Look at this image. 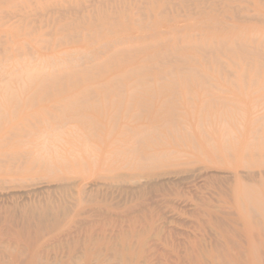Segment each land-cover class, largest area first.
Listing matches in <instances>:
<instances>
[{
    "label": "rangeland",
    "instance_id": "obj_1",
    "mask_svg": "<svg viewBox=\"0 0 264 264\" xmlns=\"http://www.w3.org/2000/svg\"><path fill=\"white\" fill-rule=\"evenodd\" d=\"M161 1L0 0V264H264V162L260 163L264 159L259 158L260 153L264 155V147L252 146L247 155L242 146L253 138L257 143L264 142L263 133L257 137L252 134L256 129L264 132V52L259 50L262 47L264 51V0ZM192 24L199 25V29L191 32L192 38L203 39L208 44L213 40L229 43L237 39L234 43L237 41L238 50L231 55L224 46L197 53L176 52L170 47L168 56L165 55L169 63L163 72L157 67L164 66L160 62L136 61L121 68L105 65L104 70L96 67L100 62L95 64V59H104L108 54L92 52L91 45L103 43L108 34L111 35L108 38L114 39L146 34L149 40L153 27L161 32L178 28L181 34L176 37L182 44L189 37L187 27ZM228 24L239 27L237 31L241 35L200 34L202 26L221 28ZM132 25L142 29L134 32ZM83 38L84 42L78 43ZM169 40L170 37L164 36L160 41ZM238 44L242 47L247 44L245 48L253 50L248 54L244 47H236ZM254 49L259 50V57L253 54ZM65 51L76 57L75 64L73 60L68 62L71 58ZM186 58L192 59L185 63V68H196V72L199 68L200 74L208 79L197 75L195 70L193 75L181 70L184 64L181 61ZM44 59L50 61L48 64H62V69L44 64ZM68 63L76 66L74 71L80 76L85 66L84 88L90 76L101 82L111 76H122L128 67L142 71L143 77L148 76V82L153 83L149 95L145 94V86H135V76L121 77V89H116L141 96L153 111L160 107L163 98H168L169 104L162 110L165 113L177 112L179 116L185 112L202 113L201 122L198 120L193 125L195 130L199 126L203 128L208 136L201 138L189 131L185 134L184 130L167 135L162 130L159 136L154 135L158 143L168 141L175 145L182 141L187 145L194 141L197 146H152L156 151H171V159L139 167L137 153L132 149L145 146H123L115 142L129 140L126 134L122 135V126L134 124L123 110L116 109L115 96L109 98L105 113L104 120L109 125L91 128L69 118L68 122L64 119L55 122L50 113H44L54 99L62 98L57 97V89L71 87V77H66L65 82L50 81L51 89L45 90L54 97L31 94L39 79L31 81L27 73L32 70L39 73L35 70L37 64L40 65L37 70L50 75L55 69L67 71L72 67L67 68ZM24 65L29 67L28 71ZM41 65L47 70L40 68ZM70 70L67 72L73 68ZM160 74L166 75L163 79L167 83L181 82L166 97L155 96L162 87L155 82ZM199 75L201 80L197 79ZM227 76L234 80L233 85L232 80L226 82ZM256 77L259 81L253 87L250 82L257 80ZM218 82L227 84L218 89ZM215 95L226 98L227 102L212 106L210 99ZM253 105H258L255 108L258 121L247 125ZM136 111L135 108L131 113ZM147 111L141 113L146 115ZM97 119L100 118L96 116ZM189 130L192 132V128ZM23 132L37 146H10L15 139L24 140ZM5 137L15 139L5 140ZM30 149L40 154L45 150V158L50 152L52 157L46 160L54 164L33 166L25 161L22 164L17 156ZM56 151L59 158L54 155ZM244 187L251 188V196L239 193Z\"/></svg>",
    "mask_w": 264,
    "mask_h": 264
},
{
    "label": "bare ground",
    "instance_id": "obj_2",
    "mask_svg": "<svg viewBox=\"0 0 264 264\" xmlns=\"http://www.w3.org/2000/svg\"><path fill=\"white\" fill-rule=\"evenodd\" d=\"M54 1V0H53ZM67 1V0H66ZM161 1V0H160ZM163 1H165V0H163ZM167 1V0H166ZM52 2V1H51ZM162 2V1H161ZM169 2V1H168ZM256 16V15H255ZM263 16V15H262ZM261 16V18H263ZM99 17H101V16H99ZM103 17V16H102ZM260 17V16H259ZM101 18H99V20H100ZM209 19V18H208ZM212 19H214V18H212ZM253 19V18H252ZM102 20V19H101ZM263 20H264V18H263ZM99 22V21H98ZM101 22V21H100ZM99 22V23H100ZM210 22V21H209ZM220 22V21H219ZM108 23V22H107ZM218 23V22H217ZM217 23H214V24H217ZM221 24H223V23H221ZM226 24V23H225ZM101 25V24H100ZM224 25V24H223ZM229 25V26H228ZM227 26H222L221 28L219 27L218 28V26L217 27H211L210 25V27L208 26V27H201V32H200V34H202V35H215V34H217V33H224V34H231V35H234V34H239V35H241V33L242 32H238L237 30L239 29V27H237V26H235V25H233V24H228ZM197 26H199V25H195V24H192L190 27H187L188 28V30L187 31H189L190 32V34L188 35L189 37H185V42H183L182 44H180V42H179V38L178 37H176V36H178V35H180L181 34V32L180 31H178L179 29L178 28H175V29H170L169 31L168 30H165L164 32H161V31H159V29H156V28H158V27H153L151 30L152 31H154V33H152L151 35H150V39L148 40V39H146L145 37H147V36H145L146 34H144V32L145 31H143V34L144 35H136V36H134V37H126V36H121L120 38H118V39H114L113 37H111V38H108L109 36H111L110 34H108V35H106L105 37L107 38V39H103L104 41H103V43H99V42H97V43H95V44H92L91 46H92V52H95L96 54H99L100 55V53H102V54H108V56L107 57H105L104 59L102 58L101 60H100V57L99 58H97V59H95V61L97 62V63H95V64H98V62H100L99 64H98V66H96L99 70H104L105 68V65H109V66H119L120 68H121V66H129V65H125V63H133V62H136V61H140V62H146V63H149V62H153V64L154 63H158V62H160L159 64H164V66L163 65H159V66H157L158 67V69L160 70L159 72H163V71H165L166 69H164V67L166 68V64L167 63H169V62H167V58H169V57H166V59H165V55L166 56H168V49H170V47H171V49H174L176 52H179V51H184V50H187V51H192V52H195V53H197V52H200V51H206V52H209V51H211V49H214L215 50V48H216V50H217V48H222L223 46L225 47V48H223V49H226V51H229L230 52V54L232 55L233 53H235V51H236V49L237 48H235V45L237 44V41H236V43H234V41L235 40H237V39H235L234 41H230L229 43H227V40H216V41H214L213 40V42H211V43H206V41H204L203 39H199V40H197V39H194V38H192V35H191V32L192 33H194V31L195 30H197V29H199ZM186 28V27H185ZM185 28H183V30L185 29ZM142 29V27L140 28V26H136V25H132V31H139V30H141ZM182 30V29H181ZM186 34H188V33H186ZM115 36H120L119 34H116ZM164 36H167L168 38L170 37V40H169V42L167 41V42H165V43H163L162 41H160ZM176 37V38H175ZM264 37V36H263ZM161 38V39H160ZM232 38V37H231ZM160 39V40H159ZM171 39H173L172 41H171ZM255 39H256V36H255ZM171 41V42H170ZM79 42H84V38H83V41L82 40H79L78 41V43ZM260 42H262V41H260ZM37 43V42H36ZM91 43V42H90ZM141 43V44H140ZM253 43H255L254 41H253ZM82 45H84V44H82ZM242 47V46H240L239 44L236 46V47ZM245 46H247V44L245 45ZM245 46H243L244 47V49L246 50L247 48H245ZM255 46V45H254ZM263 46V45H262ZM242 47V48H243ZM248 47V46H247ZM88 48H89V46H88ZM242 48H239V49H241V51L243 50L244 51V49H242ZM250 48V47H249ZM255 48V47H254ZM260 49V51L263 53L264 51H262L261 50V48L262 47H259ZM81 49V48H80ZM222 49V50H223ZM257 49H258V47H257ZM77 50V49H76ZM88 50V49H87ZM238 50V49H237ZM248 51L249 50H253V49H247ZM247 50H246V52H247ZM254 50H256V49H254ZM259 50L257 51H253L252 53L253 54H257L258 55V57H259V55H261L260 53H258L259 52ZM264 50V49H263ZM75 51V50H74ZM224 51V50H223ZM245 52V53H246ZM110 53V54H109ZM240 53V52H239ZM242 53V52H241ZM248 53V52H247ZM246 53V54H247ZM251 53V54H252ZM64 54H69V56H70V52H64ZM72 54V53H71ZM136 54H142V57H136V56H138V55H136ZM245 54V56H247ZM248 54H250V51H249V53ZM264 54V53H263ZM84 55V54H83ZM236 55V54H235ZM64 56H66V55H64ZM63 56V57H64ZM249 56V55H248ZM247 56V57H248ZM264 56V55H263ZM21 57V56H20ZM32 57V56H31ZM51 57V56H50ZM50 57H48V58H50ZM53 57V56H52ZM67 57V56H66ZM80 57V56H79ZM86 57V56H85ZM94 56H92V58H93ZM193 57V56H192ZM253 57H254V55H253ZM55 59L57 58V57H54ZM60 58H62V57H60ZM68 58V60H69V57H67ZM70 58H71V60H69L68 62H70V61H72L73 59H75L76 57H74L73 56V58H72V56H70ZM87 58V57H86ZM91 58V57H90ZM139 58H141V59H139ZM194 58V57H193ZM244 58V57H243ZM246 58V57H245ZM249 58V57H248ZM34 59V58H33ZM52 58H50V60H51ZM64 58H62V61H64L63 60ZM78 59V58H77ZM82 59V58H81ZM190 59H192V58H190ZM190 59H188V58H186V59H183L181 62H183L184 64H183V67L181 66V70L182 69H184V70H186V72L187 73H190L189 75H193V72H194V70L196 69V68H192V67H186L185 68V63H188V62H190L191 60ZM251 59H253V58H251ZM257 59V58H256ZM43 60V59H42ZM42 60H41V62H42ZM47 59H44V64L46 63V62H48L49 60H47ZM53 60V59H52ZM58 60V59H57ZM57 60H56V62H57ZM93 60V59H92ZM100 60V61H99ZM196 60H197V58H196ZM250 60V59H249ZM258 60V59H257ZM55 61V60H54ZM60 60H58V62H59ZM76 61V60H75ZM198 61V60H197ZM197 61H195V62H197ZM246 61V63H247V60H245ZM251 61V60H250ZM250 61L248 62V63H250ZM38 62V61H37ZM40 62V64H42ZM50 62V61H49ZM48 62V63H49ZM57 62V63H58ZM61 62V61H60ZM65 63H67L66 61H64ZM73 62H74V60H73ZM72 62V63H73ZM258 62H260L259 60H258ZM39 63V62H38ZM48 63H46L47 65H50L51 67H53V66H55V67H59V69L61 68V66L60 65H62V64H59V65H56V63H55V65H53L54 64V62H52V64H48ZM85 63V62H84ZM91 63V62H90ZM252 63H253V60H252ZM25 64V63H24ZM28 64V63H27ZM43 64V65H44ZM74 64H75V62H74ZM92 64V63H91ZM93 64H94V62H93ZM93 64L92 65H90V66H93ZM95 64H94V67H95ZM264 63H262V65H263ZM35 65V64H34ZM39 64H37V66H38ZM45 66V67H47V68H49L48 66ZM53 65V66H52ZM63 65H64V63H63ZM76 65H78V64H76ZM86 65V64H85ZM248 65V64H247ZM257 65H259V64H257ZM32 67H33V65H31ZM37 66H35L37 69H38V67ZM40 66V65H39ZM65 66L68 68V66H72V64L70 63H68L67 65L65 64ZM156 66V65H155ZM173 66V65H172ZM22 67V66H21ZM24 67H25V65H24ZM23 67V68H24ZM34 67V68H35ZM45 67L43 68V66L41 65V67L40 68H43L44 70H45ZM95 67V68H96ZM147 67V66H146ZM246 67V66H245ZM20 68V67H19ZM22 68V69H23ZM26 68V67H25ZM28 68V69H27ZM25 70H29V67H27ZM33 68V69H34ZM47 68H46V70H47ZM67 68H65V69H67ZM72 68H73V71L72 72H67L68 70H72ZM74 68L76 69V66L74 67V66H72L70 69H68L67 71L65 70V71H58V70H56L55 69V71L53 70V72H52V74H50L49 75V72H46L47 74L45 75L44 73H42V71L40 72V70L41 69H39V70H37V69H35L36 71H39V73L38 72H32V71H30V72H28L27 73V77L31 80V81H34V80H38L39 79V85H38V87L37 88H35L36 90H33L34 91V93H31L32 95H38V94H40L42 97H46V98H49V97H54L53 95H52V93H51V91H47V90H45V89H47L46 87H49V89H51L50 88V81H52V80H54V81H60L61 82V80H64L66 77H71V79H72V81H73V83L70 85L71 87L70 88H66V89H61V88H59V90L57 89V92L58 93H56L57 95H59V96H57V97H62V98H60V100H57V99H54V102H52L50 105H48L47 107H45V111H44V113L46 112V114H51L52 116H50V117H52V119H54V121L56 122V120L55 119H58V120H67L68 118L70 119V120H74V121H76L77 123H81V124H85L86 126H89V127H91V128H103V127H105V126H108L109 124H107L106 122H105V117H106V115H105V113H106V110H107V108H108V106H109V104H110V99L109 98H111L112 96H115L114 98L115 99H113V102H114V106H116V109L117 110H123L124 112H125V116H130L129 118H131V121H134V124L132 125V124H123V132H122V135H123V133L124 134H126L128 137H129V140H124V141H115L116 143H118V144H122L123 146H145V147H143V148H141L140 150L137 148V147H135V148H133L132 149V151L133 152H135V153H137V163H138V166L139 167H149V166H151L152 164H155L156 162H158V161H160V160H170L171 159V157H172V152L171 151H165V152H160V151H156V150H154L153 149V147L152 146H197L196 144H197V142H192L191 144H185V142H182V141H179V142H175V145H172V144H174V143H170V142H168V141H163V142H161V143H158V139L154 136V135H156V136H159L160 135V132L162 131V130H165V133H167V135H171V134H173L174 132H176V133H178L179 134V132L180 131H182V130H184L186 133L185 134H187V132L189 131L191 134H196V135H199L201 138H204V136H206L207 135V132L203 129V128H201L200 126L195 130V126L193 125L194 123H196V121H198V120H200L199 122H201V120H202V111L200 112L201 114L200 115H197V114H191V113H188V112H185V113H183L182 115H178V113L177 112H172V113H170V112H163L162 110H163V108H166L167 106H168V104H169V102H168V98L167 99H164L163 98V101L161 102V105H160V107L156 110V111H153L152 109H150V107H149V105H146L144 102V100L141 98V96H137L136 94H127V92H122V91H119L118 89H116L117 87L119 88L120 86H122V85H120V82H121V77H123V76H129V77H132V76H135L137 79L135 80V82H134V84H135V86H137L138 88L140 87V86H145L144 88H145V94L146 95H149L150 94V86H152V84L153 83H151V82H148V76H145L144 75V77H143V75H142V71H139L138 69H135V68H132V67H128V68H126L125 69V71H124V74L122 73V76L121 75H115V76H111V78H106L105 80H103V81H101V82H98L97 80H94V79H90V77H89V79L88 80H86V82L88 83V85H87V87L86 88H84V69H85V66H83V68L81 69V67H79L78 68V66H77V68H78V70H82V72H81V74L83 75V76H80V75H78V71L76 72V71H74ZM87 68V67H86ZM148 68V67H147ZM173 68H174V66H173ZM198 68V67H197ZM259 68H261V66L259 67ZM258 68V69H259ZM62 69V68H61ZM88 69V68H87ZM164 69V70H163ZM172 69V68H171ZM199 69V68H198ZM197 69V71L198 72H196V70H195V72L197 73V75L198 74H200V72H199V70ZM257 69V68H256ZM45 70V71H46ZM70 70V71H71ZM77 70V69H76ZM141 70V69H140ZM16 71V70H15ZM19 71V70H18ZM169 71L171 72V70L169 69ZM257 71H259V70H256V73H257ZM50 72V73H51ZM88 72H89V70H88ZM91 72V71H90ZM173 72V71H172ZM172 72H171V75H172ZM16 73V72H15ZM166 73H168L167 71H166ZM175 73V72H174ZM173 73V74H174ZM221 73V74H220ZM220 77L222 76V71H220ZM259 73H260V71H259ZM9 74H11V73H9ZM12 74H14V73H12ZM11 74V75H12ZM159 74V73H158ZM168 74H170V73H168ZM180 74H182V73H179V76H181ZM207 74V73H206ZM244 73H242V75H243ZM258 74V73H257ZM86 75V77H87V75H88V73H86L85 74ZM183 75V74H182ZM200 75H202V77H205V79H208V77L207 76H203V74H200ZM198 76L197 77V79L199 78L200 80H201V76ZM241 75V74H240ZM244 75H246V72H245V74ZM158 76V79L159 80H156L155 82H157V85H162V87H161V89L160 90H156V92H155V96L157 95V96H160V97H162V96H167V94L169 93V92H174V90H173V87H176L177 85H180V83L181 82H178V81H175V80H171L172 81V83H167L164 79H163V77H164V75L162 76V74H160V75H157ZM174 76H176V73H175V75ZM208 76H210V75H208ZM173 77V76H172ZM244 77H246V76H244ZM243 77V78H244ZM257 77H259V75L257 76ZM256 77V78H257ZM4 78V77H3ZM23 78V77H22ZM164 78H166V75H165V77ZM168 78V77H167ZM175 78V77H174ZM189 78V77H188ZM187 78V79H188ZM194 78V77H193ZM211 78V77H210ZM213 78V77H212ZM227 78V80H226V82L228 81V79H229V82H230V80H232V78H230L229 76H227L226 77ZM5 79V78H4ZM25 79H26V77H25ZM71 79L69 80V81H71ZM190 79V78H189ZM204 79V80H205ZM6 80V79H5ZM29 80V81H30ZM169 80V79H168ZM251 80H253V79H251ZM29 81H28V83H29ZM68 81V83H70ZM195 81V80H194ZM233 81L234 80H232L230 83H232V85H233ZM258 78H257V80L256 79H254V81L253 82H250L251 84L250 85H252L253 87L254 86H257V84H258ZM22 82H24V81H22ZM63 82H65V80L63 81ZM189 82H190V80H189ZM196 82V81H195ZM200 83L202 82V81H199ZM7 83V82H6ZM86 83V84H87ZM122 83V82H121ZM228 83V82H227ZM227 83H221V82H218V84L216 85L217 87H218V89H222V88H220L221 86H225ZM24 84V83H23ZM23 84H22V87H23ZM58 84V83H57ZM196 84H197V82H196ZM203 84V83H202ZM202 84L200 85V86H202ZM18 85V84H17ZM25 85V84H24ZM55 85V84H54ZM62 85L64 86V85H66V83H62ZM212 85V84H211ZM214 85V84H213ZM212 85V86H213ZM69 86V85H68ZM67 86V87H68ZM215 86V85H214ZM215 86V87H216ZM220 86V87H219ZM178 87V86H177ZM203 87V86H202ZM238 87V86H237ZM23 89V88H22ZM52 89H54V87L52 88ZM120 89H121V87H120ZM12 90V89H11ZM133 90V89H132ZM132 90H131V92H132ZM193 90V89H192ZM42 91V92H41ZM176 91V90H175ZM207 91L209 92V93H211V91H209V90H204V93H207ZM259 91V90H258ZM5 92V91H4ZM154 92V91H153ZM130 93V92H129ZM175 93H177V92H175ZM195 93V92H194ZM208 93V94H209ZM212 93H214V92H212ZM6 94V93H5ZM30 94V95H31ZM43 94V95H42ZM96 94L98 95V99L96 98ZM179 94V93H178ZM63 96H65L64 98H63ZM155 96H152V97H155ZM189 96V95H188ZM55 97H56V95H55ZM56 97V98H57ZM36 99V98H35ZM89 99H92L93 101H92V103L91 102H89L90 100ZM226 99V98H225ZM225 99H223V98H220V97H217L216 95L215 96H212L211 97V99H210V102H211V105L212 106H214V105H216L217 106V103H219V104H222V106H223V104H225L227 101V99L225 100ZM170 100V99H169ZM177 100V99H176ZM171 101V100H170ZM192 101V100H191ZM62 102H64L63 104H61ZM88 102V103H87ZM209 102V103H210ZM230 102V101H229ZM257 102H258V100H257ZM192 103V102H191ZM233 104H234V102H232ZM237 103V102H236ZM195 104V103H194ZM240 104V103H239ZM172 104H170V106H171ZM175 105V104H174ZM238 105V104H237ZM117 106H118V108H117ZM235 106V105H234ZM246 106V105H245ZM145 107V108H144ZM175 107V106H174ZM226 107H228L229 108V106L228 105H226ZM236 107V106H235ZM247 107V106H246ZM138 109V111H136V112H133V113H131L132 112V110L133 109ZM232 107H230V109H231ZM255 108H258V105H253V108H252V112H249L248 113V118H247V122H246V124L247 125H253L254 123H256L257 121H258V119H257V110L258 109H255ZM1 109V108H0ZM145 109H147L148 111V114H143V113H141V111H143V110H145ZM222 109H223V107H222ZM226 109V108H225ZM234 109V108H233ZM237 109V108H236ZM229 110V109H228ZM232 110V109H231ZM238 110V109H237ZM240 110V109H239ZM226 111V110H225ZM230 111V110H229ZM227 112V111H226ZM196 113V112H195ZM241 113H242V111H241ZM16 114V113H15ZM49 114V115H50ZM243 114V113H242ZM117 115V114H116ZM119 115V114H118ZM118 115H117V118H118ZM227 115V114H226ZM96 116L97 117H99L100 119H97V120H95V118H96ZM115 116V115H114ZM49 117V118H50ZM121 118H123V117H121ZM126 118V117H125ZM256 118V119H255ZM258 118H259V116H258ZM208 119V118H207ZM253 119V120H252ZM260 119V118H259ZM127 120V119H126ZM225 120V119H224ZM264 120V119H263ZM262 120V121H263ZM41 121V120H40ZM39 121V122H40ZM62 122V121H61ZM67 122H68V120H67ZM66 122V123H67ZM41 123V122H40ZM46 123V122H45ZM117 122H116V119H115V121H114V124H116ZM226 123V122H225ZM264 123V122H263ZM49 124V123H48ZM202 124V123H201ZM22 125V124H21ZM68 126V125H67ZM73 126V125H72ZM76 126V125H75ZM260 126H262V125H260ZM114 126H112V128H113ZM14 128V127H13ZM21 128V127H20ZM37 128V127H36ZM64 128H65V126H64ZM112 128H111V130H112ZM192 128V132L189 130V129H191ZM212 128V127H211ZM259 128V127H258ZM19 129V128H18ZM43 129V128H42ZM114 129V128H113ZM217 129V128H216ZM229 129V128H228ZM24 130V129H23ZM28 130V129H27ZM36 130V129H35ZM44 130V129H43ZM50 130V129H49ZM53 130V129H52ZM225 130H226V132H227V129L225 128ZM244 130H247V129H245L244 128ZM63 131V130H62ZM31 131H28V132H26V133H30ZM56 132V131H55ZM224 133V135L225 134H227V133ZM24 133V132H23ZM40 133H42L41 131H40ZM47 133V132H46ZM49 133V132H48ZM63 133V132H62ZM234 133V132H233ZM262 133L264 134V132H260L259 131V129L257 130H252V134L254 135V136H256V135H262ZM22 134V133H21ZM32 134V133H31ZM30 134V135H31ZM50 134H52V133H50ZM58 134V133H57ZM121 134V133H120ZM119 134V135H120ZM152 134H153V137H152ZM18 135V133L17 134H14V136H17ZM49 135V134H48ZM53 135H54V132H53ZM61 135V134H60ZM163 135V134H162ZM224 135H222V137L224 136ZM228 135V134H227ZM7 136V135H6ZM10 136V135H9ZM21 136V135H20ZM24 136H26L25 138L23 137V139L24 140H22V139H19V140H17V139H15V138H13V137H9V138H6L5 137V140H14V142H12L11 144H10V146L11 145H17V146H37L36 144L35 145H33V142L35 141H33V139L31 138V137H28L29 135H25V133H24ZM51 136V135H50ZM58 136H59V134H58ZM57 136V137H58ZM183 136H184V134H183ZM193 135H191V137H192ZM208 136V135H207ZM22 137V136H21ZM43 137V136H42ZM107 137H109L108 135H107ZM257 137V136H256ZM27 138V139H26ZM55 138H56V136H55ZM74 138V137H73ZM100 138V137H99ZM185 138V137H184ZM235 138V137H234ZM26 139V140H25ZM32 139V140H31ZM44 139V138H43ZM229 139V138H228ZM252 139V138H251ZM47 140V139H46ZM60 140V139H59ZM116 140V139H115ZM159 140H160V138H159ZM227 140V139H226ZM26 141H29V144H27L26 143ZM61 141V140H60ZM212 141V140H211ZM255 141H257V139L256 138H253L252 140H246L243 144H242V146H245L244 147V149L243 150H245V153H246V151H247V153H248V151H249V149L250 148H252V146H261L262 147V149H263V147H264V142L262 141V142H259V143H257V142H255ZM57 142H58V140H57ZM173 142V141H172ZM237 142H238V140H237ZM236 142V143H237ZM34 143H36V142H34ZM86 143V142H85ZM207 143V142H206ZM212 143V142H211ZM211 143H208L207 145H209V146H215V145H213V144H211ZM38 144V143H37ZM117 144V145H118ZM227 144V143H226ZM2 146H6L3 142H2V144H1ZM38 145H40V144H38ZM46 146L45 144H41L40 146ZM66 145V144H65ZM83 145V144H82ZM121 145V146H122ZM229 145V144H228ZM228 145H226V146H228ZM52 146V145H51ZM225 146V145H224ZM54 147V146H53ZM45 148V147H44ZM125 148V147H124ZM128 150H129V148H127ZM229 149H231V148H229ZM122 149H120L119 151H121ZM259 150V149H258ZM37 151L38 150H36V153H37ZM45 151V150H44ZM44 151H42L43 153H45L46 154V152H44ZM124 151V150H123ZM173 151V150H172ZM39 152V151H38ZM64 152V151H63ZM145 152H149L148 154H145ZM35 153V151L34 150H23V152H21V153H19V155L17 156V157H19V159L22 161L21 163L23 164V162L25 161L26 162V164H29V165H32L33 164V166H34V163L37 165V164H40V165H50V162H51V160H48V159H51V157H52V155L50 154L49 155V153L47 154V156H46V158H48L47 160H46V158H45V156H44V154L42 153V154H40V152L39 153H37L36 154ZM246 153V154H247ZM258 153H260V152H258ZM56 154V155H55ZM57 154H60V153H58L57 151H56V153H54V155H55V157H57V158H59L58 156H57ZM122 154V153H121ZM127 154V153H126ZM178 154H180V153H178ZM255 154H257V152H255ZM264 154V153H263ZM53 155V156H54ZM123 155H125V154H123ZM128 155V154H127ZM248 155V154H247ZM44 156V157H43ZM51 156V157H50ZM16 157V158H17ZM62 157H64V156H62ZM175 157V156H174ZM178 157V156H177ZM57 158H55L56 159V161H58L59 159H57ZM61 158V157H60ZM122 158V157H121ZM126 158V157H125ZM124 158V159H125ZM129 158V157H128ZM179 158V157H178ZM182 158V157H181ZM257 158V157H256ZM259 158H260V160H263L264 159V155H262L261 153H260V156H259ZM63 159V158H62ZM62 159H60V160H62ZM67 160V159H66ZM255 160V159H254ZM259 160V161H260ZM68 161V160H67ZM73 161H75V160H73ZM256 161H258V158H257V160ZM258 161V162H259ZM59 162V161H58ZM255 162V161H254ZM262 162V164H263V162L264 161H260V163ZM52 164L51 165H53L54 163L53 162H51ZM75 163V162H74ZM66 164V163H65ZM253 164V163H252ZM75 165V164H74ZM259 165V164H258ZM125 166V165H124ZM157 166V165H156ZM52 167V166H51ZM32 168V167H31ZM52 169V168H51ZM260 185H262V184H260ZM259 188V187H258ZM250 191H251V188H248V187H244V188H241V190H240V194L241 195H245V196H247V195H249V196H251L250 195ZM246 199H248L247 201L249 202V198H247V197H245ZM248 204H250V203H248ZM241 205H244V204H241ZM249 206V205H248ZM252 207V206H251ZM263 208V207H262ZM262 210H264V209H262ZM255 215V214H254ZM250 218V217H249ZM254 221V220H253Z\"/></svg>",
    "mask_w": 264,
    "mask_h": 264
}]
</instances>
